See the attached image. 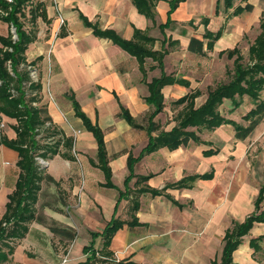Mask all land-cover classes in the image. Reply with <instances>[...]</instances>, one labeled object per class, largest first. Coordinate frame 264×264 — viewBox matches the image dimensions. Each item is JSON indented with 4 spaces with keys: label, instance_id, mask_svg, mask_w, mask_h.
I'll use <instances>...</instances> for the list:
<instances>
[{
    "label": "crops",
    "instance_id": "0c3cea01",
    "mask_svg": "<svg viewBox=\"0 0 264 264\" xmlns=\"http://www.w3.org/2000/svg\"><path fill=\"white\" fill-rule=\"evenodd\" d=\"M44 1L51 22L47 23L42 18L37 21L38 37L29 44L27 58L31 61L42 56L40 62L44 70L47 62L46 53L51 46L53 89L62 101L63 96L69 100L67 93L70 91L75 93L77 99L79 96L85 99V103L78 100L92 121L97 122L103 129L113 172L112 180L123 189L124 180L129 174L128 155L132 153L138 156L149 140L147 126L153 110V106L146 101L149 87L142 80L138 60L112 40L96 36L92 28L85 26L80 12L91 21L98 22L101 28L114 29L123 38H132L135 27L146 30L157 38L155 49H160L164 35L159 25L167 20L169 2L160 0L157 3L154 21L142 14L132 0H55V6L67 19L64 34L61 35L58 32L61 25L54 15V6L49 0ZM250 2L253 4L252 10L233 15V9L221 10L224 8L223 4L217 12L218 0H186L173 11L171 15L173 22L165 32L168 37L178 39L181 47L191 55L208 57L217 53L228 58L226 53L220 55V52L239 46L242 30H238L239 28L233 30L234 26L228 22L231 17L253 11L260 12V27L264 0ZM158 12L162 13V20L158 18ZM205 16L210 19L207 26L202 21ZM195 18L198 19L197 22L193 20ZM179 23L184 29L180 35L174 36L171 29ZM0 24L3 29L0 35H7L10 25L1 19ZM154 26H158L162 33L160 43L159 38L152 34ZM206 27L214 32L224 27V32L215 42L214 48L204 55L190 50L189 45L193 37L199 38L204 40V49L207 50V40L203 39ZM49 29L51 30L48 31ZM171 54L169 51L164 58L167 73L174 70L169 69L170 65H173L169 60ZM175 58L180 62L182 56L175 55ZM148 60L152 59L148 58L146 65ZM152 71L154 73L151 78L161 74L160 68ZM149 73L150 71L148 75ZM174 74L188 78L191 85L193 84V80L187 74L180 72ZM192 86L193 89L201 90ZM190 91V87L180 84L166 85L163 88L165 103L168 97L175 101ZM246 96L248 95L242 99L244 100ZM198 97L196 105L200 106L207 95L199 104ZM242 99L238 107L233 105L231 99H225L222 104L230 101L231 106L225 116L245 127H250L248 131L239 134L229 123L213 130L203 129L199 135L206 143L190 139L177 149L161 147L136 162L135 173L139 175L152 173L153 176L147 184L158 189L168 183H176L188 175L213 171V177L197 178L189 187H171L159 195L150 192L142 194L137 216L143 224L138 226L125 224L116 232L110 246L116 259H129L132 261L131 264H212L214 259H220L222 255L224 236L233 221L243 222L249 215L264 210V199L260 208L256 207V199L264 183V158L257 165L261 152L264 153V114L256 117L254 122L243 118L256 103L252 100V105L243 109L244 112L241 113L244 103ZM62 101L61 108H65ZM121 104L130 110L139 126L131 125L121 116ZM107 105L111 109H108ZM91 106L95 109H91ZM45 107L52 120L66 135H74L73 129L64 121L61 108L52 103ZM67 110L70 115L73 114L74 109ZM90 111L94 117L89 115ZM162 112L155 117L160 127L153 132L154 135L160 130H170L176 124V118L167 126L160 123ZM141 114L146 115V120L141 118ZM7 118L11 124L16 123L13 118ZM75 122L81 133L75 140L77 159H66L60 154L51 159L47 176L52 182L53 190L49 193L51 200L42 198L44 190L42 187L38 200L42 211L41 217L37 213L36 222L30 227L27 235L15 243L13 250L3 248L1 253L4 259L0 260V264H79L87 257L83 248L92 240V232L102 231L113 217H119L125 210H128L131 218L129 199L123 198L118 202L119 190L102 186L101 183L105 181L104 173L101 175L100 168L91 163V159H96L97 155V142L95 144L93 133L86 129L79 117L76 116ZM253 123L254 126H251ZM78 139L81 141V149L78 148ZM3 148L1 154L5 162L16 163L18 152L6 146ZM207 149H217L218 152L205 155L204 150ZM116 164L120 165V182L114 180ZM1 170L2 165L0 182ZM13 172V168L9 166L3 169L5 178L10 180L13 179ZM135 181L136 178H133L130 182L133 188ZM14 188L15 185L11 184L4 191L0 183V205H3L0 219L5 212L8 195ZM144 227L147 229L145 233L136 231ZM81 232L86 233L88 242L82 244V252L77 256L80 258L78 259L74 258L72 253ZM263 235L264 221L254 222L233 251L231 264H264ZM39 236L45 238L40 241ZM253 240H256L255 243H251ZM102 244V236L96 237L95 247L100 249ZM32 247L37 252L35 257L30 255ZM142 251L149 254L151 258L149 261L152 262L141 260Z\"/></svg>",
    "mask_w": 264,
    "mask_h": 264
},
{
    "label": "trees",
    "instance_id": "16d2710c",
    "mask_svg": "<svg viewBox=\"0 0 264 264\" xmlns=\"http://www.w3.org/2000/svg\"><path fill=\"white\" fill-rule=\"evenodd\" d=\"M132 1L142 14L155 21V7L160 0ZM184 1L186 0H168L170 8L167 12V20L159 25L164 35L160 49H155L157 38L151 36L146 30L135 27L132 38H123L114 29H103L99 26L98 22L91 21L80 12L83 23L85 26L92 28L96 36L112 40L138 60L139 68L143 75L142 80L149 87L146 101L153 106V110L148 119V143L143 147L138 156L132 153L128 155L129 174L124 180V188L121 189L112 180L113 172L103 129L97 122H93L83 110L75 93L73 91L67 93L75 115L83 121L86 129L92 132L96 139L97 155L96 159H91V163L99 167L104 173L105 181L101 185L117 188L120 193L118 202L123 198L130 201L129 213L131 218L123 220L119 217H113L102 231L92 232V240L83 248L87 257L84 261L79 262V264H131L132 261L129 259H116L114 251L110 246L116 232L125 224L128 226L143 224L137 216L141 204V195L147 192L159 195L165 193L171 187H189L197 178L213 177V171L204 174L188 175L178 182L168 183L160 189L153 188L147 184V181L153 176L152 173L148 175L135 173V164L144 155L156 151L161 147H167L170 150L177 149L190 139L206 143L205 140L201 139L199 132L203 129L213 130L227 123L232 124L239 134L248 131L250 127H245L239 122L227 118L222 113L220 106L225 99H231L233 105L238 107L241 104L243 96L248 95L255 101L256 106L249 110L243 118L251 119L254 122L256 117L264 114V99L261 98L262 91L264 90L263 13L260 22L261 31L249 48V60L245 61V57L239 46L221 51L220 55L226 53L228 58L233 59V67L228 71L231 77L230 80L209 86L207 97L200 106L196 105V98L202 93L198 88L173 101L175 105H182V108L175 117L176 124L170 130H160L156 135L153 134L160 127L155 117L166 106L163 88L169 84L191 86V81L188 78L177 76L173 72L167 73L164 62V58L170 51V47L179 44L178 39L167 36L165 29L173 22L171 17L173 11ZM221 4H223L225 10L233 9V15H238L253 8L250 0H218L217 12H219ZM28 14L32 24L29 29L26 27L25 22ZM39 17L47 23L51 22V19L48 17L47 4L44 0H15L13 3L0 0V19L10 25L9 33L7 35H0V154L2 146L16 150L18 152L16 164L19 168L15 188L8 195L6 209L0 219V260L4 259V255L1 253L3 248L8 247L10 250H13L15 243L24 238L29 232L30 223L37 219L39 192L42 188V182L47 177L44 174L46 167L38 163L36 156L41 155L46 158H53L55 155L60 154L66 159H77L75 153H72L75 137L73 135H66L52 120L46 107L39 104L42 101L41 91L43 89V82L41 79L34 81L30 75V67H36L38 62L43 59L42 56H38L36 59L29 61L26 55L29 44L37 40V21ZM209 20L207 16L202 19L206 26ZM11 28L15 29L14 32ZM64 28L65 24L61 26V35L64 34ZM223 32L224 27H221L216 32L206 27L203 39L207 40V50L204 49V40L195 37L191 39L189 49L206 55L207 51L214 48L215 42L223 35ZM148 58H151L155 62V64L150 66L151 70L155 68L161 69L160 76H154L150 80L148 79L149 68L146 65ZM120 114L131 125L139 126L135 122L130 110L122 104L120 105ZM4 116L16 120V123L11 125L16 133L15 137H10L4 132L1 125ZM48 121L51 124L47 125ZM254 124L251 126H254ZM41 133H44V138L52 137L56 139L51 143L48 141L41 143ZM217 152V149L204 150L205 155ZM133 178H136L134 188L130 185ZM263 199L264 183L256 199L257 209L260 208ZM174 202L177 203L176 201ZM256 221H264V210L249 215L243 222L233 221L232 226L227 229L224 236L225 242L222 255L220 259H214L212 264H231L233 251L241 243L242 236L249 231ZM98 236H102L103 238V244L100 249L95 247V238ZM255 241L253 240L251 243H255Z\"/></svg>",
    "mask_w": 264,
    "mask_h": 264
},
{
    "label": "rangeland",
    "instance_id": "374dc122",
    "mask_svg": "<svg viewBox=\"0 0 264 264\" xmlns=\"http://www.w3.org/2000/svg\"><path fill=\"white\" fill-rule=\"evenodd\" d=\"M49 3L54 6V15L56 17V19L58 20V22L60 23V25H64L65 22L67 21V19L64 17L63 13L58 9L56 5L55 0H49ZM28 9V7H27ZM224 8L222 7V11ZM158 18L162 20V13L158 12ZM259 18H260V12H251L245 15H241V16H236V17H231L230 20L228 21L230 23V25L234 26V29H238L241 30V41L239 43L240 48L242 49V52L245 56V60L248 61L249 60V46L250 44L254 41L255 37L257 36V34L260 32V27H259ZM38 20H41V17H39ZM195 22L198 21V19H193ZM26 22V27L29 29L32 24L29 20V14L27 15V18L25 19ZM190 25V24H188ZM61 26L58 29L60 32L61 30ZM155 29L152 31V34H154L155 36H157L159 38V43L160 40L162 39V33L160 31V29L158 28V26H154ZM182 29H184L182 27V24H176V26L172 27L171 32L172 35L174 36H178L181 34ZM3 30L2 29V25L0 24V31ZM12 30V28H11ZM51 29H49L48 31H50ZM170 31V30H169ZM170 51H171V55L169 60L172 62L173 65H170L169 69H174L173 72L177 73L180 72L182 74H187L192 80H193V84L196 87L201 88L202 90V95L200 97H198L197 103H201L203 101V99L205 98V96L207 95V91L209 86L211 85H215L218 82H226L228 80H230V73L228 72L230 69H232L233 67V59H228L226 57V55L223 56H219L217 53H214L213 55H209L208 57H200V56H195V55H191L188 51H186V49L182 48L180 44H177L175 46H171L170 47ZM175 55H177L178 57L182 56V59L177 62V59L175 58ZM46 57H47V62L46 65L44 66V70H43V66L41 64V62L39 61L38 64L36 65L37 68V72H38V77L42 80L43 82V89L41 91V95H42V101L39 103L40 105H48V104H55L57 105L59 108H61V103L58 98V94L55 92V90L53 89V84H52V79H53V64H52V49L51 46L49 47L48 52L46 53ZM153 60H148V64L147 66L150 68V66L153 64ZM150 73L148 75V78H151L152 74L154 73V71L149 70ZM190 86V90L193 89V86ZM88 94V93H86ZM63 101L62 104L65 105V108H61L63 111V118L64 121H66V123L68 124V127H70L71 129H73L74 131V137L75 140L77 139L76 137H80L79 131H78V127L77 124L75 122L76 120V115L74 114L73 111V107L72 104L70 102V100H68L66 98V96H63ZM264 97V91L262 92L261 98ZM78 99L81 101V103H85V99L81 96L78 97ZM242 101L244 102L242 107H241V113L244 112V110L251 106L253 101L250 97L246 96L245 99ZM230 101H226L224 104H222L220 106L221 111L223 112L224 115L228 114L229 111V107H230ZM108 109H111L110 106H106ZM182 106L179 105H175L173 103V100L171 98H167L166 101V107L165 110L162 112V114L160 115L159 121L160 123L162 122V124H165L166 126L168 124H170L172 122V120L175 119V116L177 115L178 111L181 109ZM67 108L71 109L73 111V114L70 115L69 111L67 110ZM85 109V108H84ZM91 109H95L94 106H91ZM244 109V110H243ZM86 110V109H85ZM87 112H89V110H86ZM89 115L91 117H94V114L90 111ZM141 118H143V120H146V115L145 114H141ZM15 120V119H14ZM125 121V120H124ZM16 122V120L14 121ZM4 125L2 126L3 130L5 133H7L10 137H15L16 133L13 130V128L11 127V122H9L8 118L6 116H4V120H3ZM125 123L127 124V122L125 121ZM59 127V125H58ZM60 128V127H59ZM61 129V128H60ZM207 131V130H206ZM44 133H41L40 135V142L41 143H46V141H48L49 143L54 142V140L56 138H44ZM94 142L96 144V141L94 139ZM80 143L81 141L78 139V148L81 149L80 147ZM87 143V141H86ZM4 146L1 147L2 151L4 150L3 148ZM3 153V152H2ZM72 153H75V155L77 156L78 151L75 147L72 148ZM264 158V153L261 152L260 157L257 160V165L262 161V159ZM49 161L48 165H44L43 167L45 168L44 174L47 177L48 176V169H49V165L51 163V159L52 158H46ZM0 162L2 165V170H1V185H2V189L5 191L7 190V188L9 186H11V184L15 185L17 179L18 178V174H19V168L17 166V164L15 162H10V161H6L4 160L3 155H0ZM256 165V166H257ZM12 167L13 168V179H7L5 178V175L3 173V169L6 167ZM42 166V165H41ZM249 166V164H248ZM120 165L116 164L115 165V175H114V180L120 182V174L121 171L119 169ZM99 173L101 175H103L102 170L99 169ZM16 179V180H15ZM14 180V181H13ZM13 181V183H12ZM8 183V184H7ZM42 187H44L43 190V196L42 198L45 200L50 201L51 200V191L53 190L52 188V182L49 181V179H45L42 182ZM39 203V202H38ZM37 203V213L40 216L42 211H41V207L40 205ZM3 208V205H0V212ZM41 217V216H40ZM120 218H125V219H129V215H128V210L123 211V213L119 216ZM36 221H33L30 223V227L32 225H34ZM50 224V222H49ZM138 233H145L147 231V229L144 228H140L136 230ZM45 237H41L39 236L38 239L41 241L42 239H44ZM12 241V240H10ZM88 242L87 239V235L84 232H81L78 239H77V244L74 245L73 247V257L74 258H78L77 256L82 252L81 250V246L82 244H85ZM142 258L141 260H143L144 262L147 260L149 261V259H151L149 257V254H147L146 252L142 251ZM30 255L32 257H35L37 255V252H35V249L32 247L30 248ZM80 259V258H78ZM152 262V261H149Z\"/></svg>",
    "mask_w": 264,
    "mask_h": 264
},
{
    "label": "built area",
    "instance_id": "2783aa9c",
    "mask_svg": "<svg viewBox=\"0 0 264 264\" xmlns=\"http://www.w3.org/2000/svg\"><path fill=\"white\" fill-rule=\"evenodd\" d=\"M8 3H13L15 0H6ZM14 28H12V31L14 32ZM14 37H16V35H14ZM31 68V71H30V75H31V78L34 80V81H39L40 78L38 77V72H37V68L36 67H30ZM64 115V114H63ZM51 124L49 121L47 122V125ZM2 126L4 125V123L2 122L1 124ZM79 131V130H78ZM80 132V131H79ZM36 159L38 161V163L42 166L44 165H48L49 164V161L46 159V157L44 156H41V155H37L36 156Z\"/></svg>",
    "mask_w": 264,
    "mask_h": 264
}]
</instances>
